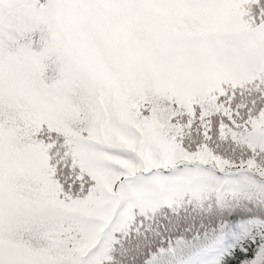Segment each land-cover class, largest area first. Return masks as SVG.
Returning a JSON list of instances; mask_svg holds the SVG:
<instances>
[{
	"label": "snow or ice",
	"instance_id": "obj_1",
	"mask_svg": "<svg viewBox=\"0 0 264 264\" xmlns=\"http://www.w3.org/2000/svg\"><path fill=\"white\" fill-rule=\"evenodd\" d=\"M0 264H264V0H0Z\"/></svg>",
	"mask_w": 264,
	"mask_h": 264
}]
</instances>
